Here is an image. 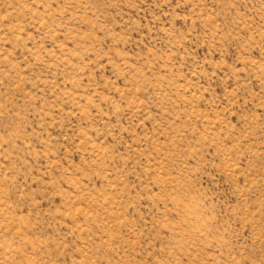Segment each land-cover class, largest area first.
Instances as JSON below:
<instances>
[{"label":"rangeland","instance_id":"374dc122","mask_svg":"<svg viewBox=\"0 0 264 264\" xmlns=\"http://www.w3.org/2000/svg\"><path fill=\"white\" fill-rule=\"evenodd\" d=\"M0 264H264V0H0Z\"/></svg>","mask_w":264,"mask_h":264}]
</instances>
